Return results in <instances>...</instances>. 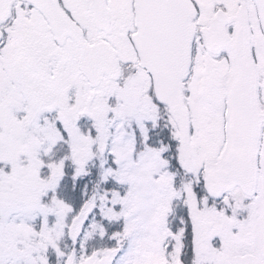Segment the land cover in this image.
I'll list each match as a JSON object with an SVG mask.
<instances>
[{
    "label": "snow or ice",
    "instance_id": "6c2138e0",
    "mask_svg": "<svg viewBox=\"0 0 264 264\" xmlns=\"http://www.w3.org/2000/svg\"><path fill=\"white\" fill-rule=\"evenodd\" d=\"M0 264H264V0H0Z\"/></svg>",
    "mask_w": 264,
    "mask_h": 264
}]
</instances>
